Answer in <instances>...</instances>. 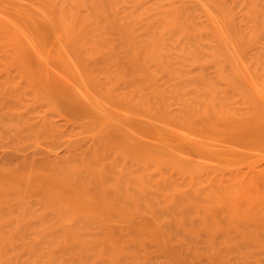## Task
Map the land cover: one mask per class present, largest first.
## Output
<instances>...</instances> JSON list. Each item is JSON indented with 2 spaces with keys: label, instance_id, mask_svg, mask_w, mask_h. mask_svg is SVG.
I'll list each match as a JSON object with an SVG mask.
<instances>
[{
  "label": "bare ground",
  "instance_id": "1",
  "mask_svg": "<svg viewBox=\"0 0 264 264\" xmlns=\"http://www.w3.org/2000/svg\"><path fill=\"white\" fill-rule=\"evenodd\" d=\"M10 61L88 137L4 69L0 147H67L0 161V264H264V0H0Z\"/></svg>",
  "mask_w": 264,
  "mask_h": 264
},
{
  "label": "rangeland",
  "instance_id": "2",
  "mask_svg": "<svg viewBox=\"0 0 264 264\" xmlns=\"http://www.w3.org/2000/svg\"><path fill=\"white\" fill-rule=\"evenodd\" d=\"M23 2H24V0H22ZM3 61V60H2ZM9 60H7V62H8ZM6 62V61H5ZM5 62H3V63H5ZM19 62H21L22 63V61H10L9 63H6L7 65H5V64H2V62L0 63V77L2 78V82H1V80H0V82L2 83V87H3V84L5 83V88L6 87H9L10 85H9V80L10 79H8V74L7 75H4V73L5 72H7L6 70H4V69H10L11 71H16V73H11L12 75H14V77H16V78H13L14 80H16L17 81V88H19V89H21V90H23L22 91V96L24 95V91L26 92V93H28L29 95H26V96H29L28 98H26V99H30L29 101H31V104L29 103V102H23V98H22V96L21 97H19L21 94H19V100L21 101L19 104L21 105V103L22 104H24V103H28V104H30V110H31V108L33 109V110H31L32 112V114H33V116H32V118H35V116L36 117H38V118H35V119H33V120H36L37 122H39L40 120L39 119H42V118H44V114H45V112L47 111V110H49V112L47 113V117H51V114H53L55 117H56V121H57V119H58V121H59V124H61V122L63 123V124H61V126L63 125V126H66V129H67V126H68V123H69V127H68V129H67V131L68 132H66V129H65V127H64V129H65V134H64V137L62 138V139H64V138H66L65 140H68L69 138H71V140H76V141H78L79 139H78V137L80 136H82L81 138H83V137H85V138H87L88 136H84L85 134H80V135H75V136H73V130H74V133H75V131L76 130H79V131H81L82 130V128H80L78 125H80L81 126V124H80V122H79V120L77 121V122H79V123H76V120H69L68 119V116H67V114L65 113V112H61V111H59L58 109L59 108H66V106H65V102H62V104L64 105H62L61 103H60V107L59 108H56V109H52V110H56L55 111V113H51L50 112V109H51V104H52V98H51V96H49L50 94V92H48V91H50V90H48L46 87H45V81H48L49 83L51 82L52 84L53 83H55V82H52V81H54L55 79H56V82L57 81H59V78L61 79V78H64L65 80H66V82H67V85H68V83H69V85H71L70 84V82L69 81H71V82H73V84H76V82L78 81V74H77V76L76 77H73V76H71L72 78L71 79H69V78H67V76H65V74H63V73H61L60 71H58V67H60V64H56V65H59L58 67H56V65H53V64H48V65H46L45 64V67H46V69H45V67H44V64H43V66L41 65V64H36V65H38V67L37 68H39V66L41 65L42 67H43V69L46 71L45 73H47L46 75L47 76H43L44 78H42L41 79V77H42V74H44V73H42L43 72V70H42V72H40L41 74V77L38 79V77L39 76H37V78L36 79H38L39 80V82L38 83H35L36 85L35 86H28V85H30V84H28V82H27V79H26V75H28L29 74V70H28V68H26V67H28V66H24V65H21V64H19ZM27 62V61H26ZM2 64V65H1ZM9 64V65H8ZM23 64V63H22ZM24 64H25V62H24ZM29 65V64H28ZM32 65V64H31ZM53 65V66H52ZM55 66V67H54ZM68 65H63V67L65 68V67H67ZM7 67V68H6ZM32 68H33V71H35V69H36V67H35V65L33 64L32 65ZM29 69H30V67H29ZM42 69V68H41ZM28 70V71H27ZM37 70V69H36ZM39 70V69H38ZM37 70V71H38ZM10 71V72H11ZM33 71H30V74H31V72H33ZM9 72V71H8ZM17 72H20L21 74H23V77H25L24 79L26 80V84H28V85H26L25 84V80L22 78V76H18V75H16L17 74ZM39 72V71H38ZM34 73V72H33ZM35 73H36V71H35ZM6 74V73H5ZM29 74V75H30ZM39 73H37V75H38ZM12 75H9V78H10V76H11V78H12ZM16 75V76H15ZM32 75V74H31ZM35 75V74H34ZM61 76V77H60ZM32 77V76H31ZM35 77L36 76H34V78L33 79H35ZM27 78H29V77H27ZM13 79H11V81H14ZM30 79V78H29ZM28 79V80H29ZM35 79V80H36ZM44 79V80H43ZM50 79H53L52 81L50 80ZM63 79V80H64ZM38 80H36V81H38ZM41 80H42V82H41ZM30 81V80H29ZM31 81H32V79H31ZM34 81V80H33ZM32 81V82H33ZM62 81V80H61ZM0 83V84H1ZM12 84H13V82H11ZM10 83V84H11ZM31 83V82H30ZM15 84V83H14ZM13 84V85H14ZM55 84H57V85H59L60 84V82H58V83H55ZM62 84H66V83H61V86H62ZM13 85H11V86H13ZM16 85V84H15ZM32 85H33V83H32ZM38 85V86H37ZM41 85H43L44 86V88H41ZM57 85H56V87H57ZM68 85V86H69ZM1 87V88H2ZM3 87V88H4ZM16 87V86H15ZM32 87H34L35 89H33ZM41 89H40V88ZM60 87V85L58 86V88ZM0 88V89H1ZM2 88V90L4 91V89ZM63 88H66V86L65 85H63L60 89H63ZM2 90H0V97L2 96V94H3V92H2ZM40 92V94H38ZM35 93L36 94H38L36 97H39L38 99L40 100V101H37L38 102V104L36 103V100H35V98L36 97H34V95H35ZM41 93H42V95H41ZM44 94V95H43ZM16 95H18V94H16ZM61 96H62V94H61ZM16 97V100H17V96H15ZM20 98H22V99H20ZM41 98V99H40ZM50 98V99H49ZM63 98V97H62ZM14 100H15V98H14ZM13 100V98L10 100L11 101V103L13 102V103H15V105L17 106H19V104H18V101H14ZM41 100H44V101H41ZM63 100H64V98H63ZM51 101V102H50ZM65 101V100H64ZM40 102V103H39ZM12 103V104H13ZM28 104H25V107L28 105ZM46 105V108H48V109H46L45 108V106H43V105ZM39 105H42V106H40V108H44V111H41V110H37L36 109V107ZM59 105V104H58ZM58 105H56V106H58ZM22 106V105H21ZM21 106L19 107V109L20 110H24V108L25 107H23L22 109H21ZM49 107H50V109H49ZM27 108V107H26ZM25 108V109H26ZM39 107H38V109H40ZM46 109V110H45ZM28 110H29V108H28ZM54 111H52V112H54ZM41 112H42V114H41ZM44 113V114H43ZM57 113V114H56ZM64 114L66 115V117H67V119H66V117L64 116ZM49 115V116H48ZM65 118H64V117ZM45 118H46V116H45ZM46 119H49V118H46ZM63 120V121H62ZM68 122H67V121ZM71 122H73L74 124H72L71 125ZM58 123V122H57ZM76 123V124H75ZM66 124V125H65ZM78 124V125H77ZM76 125V126H75ZM62 126V127H63ZM71 126H73V127H71ZM77 127V128H75V127ZM79 127V128H78ZM70 129V130H69ZM71 129H73V130H71ZM72 132V133H69V132ZM77 132V131H76ZM41 133H43V132H39V133H37V134H34V135H31V136H33L34 137V139H36V137H37V135H38V139H39V141H37V140H34V142H36L37 141V143H39L40 142V140H41V143H39L38 145H36L34 142H32V143H34V145L31 143V139H32V137L30 138V137H28L27 138V141H26V143L22 140V138H21V140H17V139H14L12 142L10 141V140H8V141H10V142H7V144L8 143H10V147L8 146H5V147H0V161L2 160V158H7L8 160L7 161H9L10 163H12V160L13 161H15V162H17V161H20V160H22L21 159V156L23 155V158H29V159H31V156H32V159H37L40 155H38V154H36V153H39V152H37V150H47V154H48V151L50 152V149H51V151H53L54 149L52 148V147H54V145L56 146L55 147V151H53L54 152V155H56L55 153H58V155L59 154H61V153H63L64 154V152H66V143L65 142H67V141H63V140H61L60 139V141H59V144H57V142L58 141H56V144H53V146H50V145H52V144H49L48 145V143H50V142H52V140H51V135H49V134H45V133H43V135H40ZM67 133H68V135H67ZM47 135V136H46ZM43 136H45V137H47L48 139H46L45 138V140L43 139L44 137ZM48 136H50V138L48 137ZM65 136H67L68 137V139H67V137H65ZM26 137V136H25ZM24 137V138H25ZM79 137V138H80ZM29 138H30V140H29ZM41 138V139H40ZM80 138V139H81ZM89 139V138H88ZM15 140H17L15 143H14V141ZM42 140H44L43 142H42ZM50 140V142H47V141H49ZM33 141V140H32ZM54 141V140H53ZM62 141V142H61ZM80 141V140H79ZM78 141V142H79ZM2 141H0V143H1ZM18 142L20 143V142H22L21 144H23V143H25V151H21V149H16V147H17V145H19L18 144ZM55 142V141H54ZM12 143L16 146L15 147V149L16 150H14V145H12ZM61 143V144H60ZM3 144H4V142H3ZM6 144V145H7ZM32 144V145H31ZM24 145V144H23ZM1 146V145H0ZM3 146V145H2ZM28 146V147H27ZM12 147V148H11ZM19 147H21V146H19ZM21 148H24V146H22ZM19 150V151H18ZM36 150V151H35ZM65 150V151H64ZM35 151V152H34ZM31 153V154H30ZM35 153L37 156L35 157V154L33 155V154ZM40 153H42L41 151H40ZM45 153V151L42 153V154H44ZM51 153V152H50ZM26 154H28V155H26ZM30 155V156H29ZM49 155H53L52 153L51 154H49ZM53 155V156H54ZM62 155V154H61ZM33 156H34V158H33ZM20 158V159H19ZM4 159V160H5ZM117 215V214H116ZM120 217V219H122L121 218V216H115V215H112L111 217H108V218H110V222H111V224L112 225H115L116 227L117 226H119V224L120 223H122V225H123V222H120L121 220H117L118 218ZM134 218L137 220V222L141 219L139 216H134ZM131 222V221H130ZM132 222H133V220H132ZM136 221H134L133 223H135ZM124 223H126V221L124 222ZM157 246V244L156 245H154V244H152V246H151V248L153 249H155V247ZM171 246V247H170ZM169 247H170V249H169V247H168V250L169 251H175L176 249H174L176 246H175V244H174V247L172 248V246L173 245H170ZM158 247V246H157ZM172 248V249H171ZM176 248H178V246L176 247ZM157 249V248H156ZM155 249V250H156ZM203 260L201 261V259H198L199 260V262H200V264H205V261L204 260H206V259H204V258H202ZM198 260H196L195 261V263H192V264H199V262H198ZM204 261V263H202ZM187 262L189 263L190 261L187 259Z\"/></svg>",
  "mask_w": 264,
  "mask_h": 264
}]
</instances>
